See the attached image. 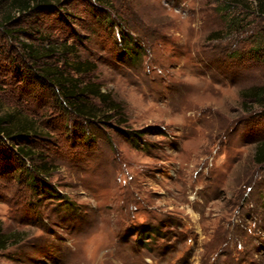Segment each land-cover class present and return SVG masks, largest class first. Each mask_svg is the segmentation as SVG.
<instances>
[{
    "label": "rangeland",
    "instance_id": "rangeland-1",
    "mask_svg": "<svg viewBox=\"0 0 264 264\" xmlns=\"http://www.w3.org/2000/svg\"><path fill=\"white\" fill-rule=\"evenodd\" d=\"M102 1L64 0L0 31V112L36 122L30 145L63 195L35 196L17 147L0 141V220L23 237L0 264H264V117L243 96L264 85L255 2ZM22 43L75 45L71 61L96 65L80 79L121 103L127 124L96 126L90 145L71 138L75 117ZM126 129L145 131L139 147Z\"/></svg>",
    "mask_w": 264,
    "mask_h": 264
},
{
    "label": "trees",
    "instance_id": "trees-1",
    "mask_svg": "<svg viewBox=\"0 0 264 264\" xmlns=\"http://www.w3.org/2000/svg\"><path fill=\"white\" fill-rule=\"evenodd\" d=\"M62 1L64 0H0V7H7V10L0 14V31L7 33L8 26L20 20L17 17L46 12L53 5L61 4ZM93 1L100 8H108L102 0ZM240 1L230 0L232 4L228 6L240 3ZM253 1L256 13L264 17V0ZM18 33L21 31L10 32L8 35ZM261 37L260 45L254 49L256 51H253L259 52L264 63V31ZM47 41L45 40L44 43L47 44ZM119 43L125 49L126 55H131L136 45L133 37L123 31L120 32ZM20 50L25 60L37 63L36 69L31 72L34 78L49 85L62 113L67 118L75 117L76 122L70 127L71 138L81 139L84 145H90L94 143L96 126L114 124V128L117 129L127 124L125 109L121 103L114 100L112 95L105 93L100 84L80 79L81 76L95 71L96 65L79 58L71 61L69 57H74L77 53L75 45L50 44L47 47L38 48L32 44L22 43ZM57 56H59V62L55 65L51 62ZM44 60H49L50 64L44 65ZM243 96L245 100L256 104L262 110L261 114L264 117V85L247 89L243 92ZM37 132L36 122L32 118L23 117L18 111L15 113L0 112V141H11L17 147L14 158L17 163L22 164L34 195L37 197L48 195L54 199L63 200V195L58 191L59 187L51 184L54 165L46 159H38L34 147L30 145V140L36 137ZM122 134L132 140L134 146L139 147L138 142L142 141L146 133L142 130L126 129ZM255 161L257 164H264V140L257 145ZM22 241L23 237L19 232H7L4 223L0 220V253Z\"/></svg>",
    "mask_w": 264,
    "mask_h": 264
}]
</instances>
